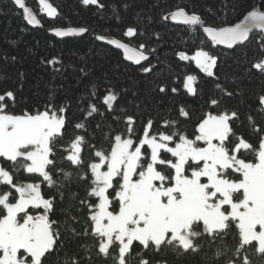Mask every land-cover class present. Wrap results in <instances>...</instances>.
<instances>
[{
    "label": "snow or ice",
    "instance_id": "snow-or-ice-1",
    "mask_svg": "<svg viewBox=\"0 0 264 264\" xmlns=\"http://www.w3.org/2000/svg\"><path fill=\"white\" fill-rule=\"evenodd\" d=\"M12 2L28 25L43 27L26 0ZM79 3L95 6L94 15L109 27L97 32L89 26H57L51 34H87L122 50L142 73L154 71L150 56L157 50L146 43L137 50L122 38L147 35L155 17L142 16L141 30L125 25L104 0ZM38 5L50 19L61 15L49 0H38ZM121 6L125 13L135 7L132 0H121ZM151 7L162 10L160 21L188 26L195 34L194 54L176 55L194 62L214 82L205 96L203 89L198 91L197 75L182 80L187 96L202 101L199 114L193 119L196 109L181 104L173 110L175 118L161 127L158 119L145 123L150 113L139 109L147 100L110 77L93 80L86 64L78 69L81 82L88 83L76 104L75 123L69 116L73 98L65 94L68 103L57 102L62 85L50 90L53 99L43 110L35 111L19 108L16 89H0V264H47L50 256L55 264H176L189 254L200 255L202 264H264V88L246 101L238 84L229 90L214 71L219 69L218 46L235 50L251 44L255 59L246 67L264 76V0H247L246 14L235 23L228 16L238 5L230 6L229 0L222 2L223 17L217 13L207 19L180 0ZM112 26L122 29L121 38H112ZM153 35L161 38L158 32ZM0 59L14 62L16 57ZM61 73V67L54 68V75ZM169 91L174 96L181 89L155 83L149 95L163 101ZM226 98L237 102L229 106ZM185 125L193 130L189 133ZM19 175L39 182H22ZM43 184L56 187L62 200L73 185L83 188V196L74 194L63 222L51 218L55 198H45Z\"/></svg>",
    "mask_w": 264,
    "mask_h": 264
},
{
    "label": "trees",
    "instance_id": "trees-1",
    "mask_svg": "<svg viewBox=\"0 0 264 264\" xmlns=\"http://www.w3.org/2000/svg\"><path fill=\"white\" fill-rule=\"evenodd\" d=\"M49 2L57 7L61 14L55 19H50L40 12L38 0H26L27 6L34 11L43 24V27L32 28L23 19L22 11L17 9L11 0H0V57L5 54L8 57H16L14 62L10 59L7 62L0 59V89H16L19 92L20 109L30 108L35 111L39 107L43 110L46 102L53 99L49 95L50 90L62 85L64 91L58 93L60 99L57 102L67 104L68 101L63 99L64 95L72 97L69 116L73 123L77 122L79 113L76 104L83 95L81 90L88 83L87 80L81 82L78 69L86 64L93 80L107 76L121 89L127 88L130 93L139 92L138 99L147 100L139 112L150 113L144 117L145 123L149 118L158 119L160 123L157 127H161L163 121L169 119L170 116L175 118L173 110H178L181 104L196 109L193 119L199 114L202 101L199 98L187 96L182 89V80L188 74L197 75L198 91L203 89L205 96L209 90L213 89L214 82L211 78L199 73L194 62L179 61L176 55L179 51H185L187 54L194 53L197 48V44L194 43L195 34L190 33L188 26L160 21L159 16L162 10L158 7L154 9L151 7L159 3L172 4L177 0H132L135 7L127 13L121 6V0H104L106 4L117 9L124 18L125 25L134 24L142 30L145 27V21L141 19L142 16L151 15L156 18L157 23L148 30L147 35L133 39L122 38V42L128 43L138 50L140 43H146L149 48L157 50L150 56L151 63L155 65L151 74L142 73L140 65L128 62L119 50L102 42L92 41L87 34L84 38H57L50 34L48 31L57 26H89L97 32H101L102 29H107L109 24L107 21L101 20L99 15H94L97 12L95 6L86 8L79 3V0H49ZM180 2L195 7L206 19L215 17L217 13L220 17L224 16V10L221 8L223 0H180ZM229 3L230 6L232 3L238 5V10L230 12L228 16V19L235 23L243 16L241 13H246L244 7L247 0H229ZM108 12H112V7H109ZM121 31V28L112 26L111 36L121 38ZM154 32L160 33L159 40L153 35ZM103 34L108 35L109 33L105 31ZM216 50L220 53V61L219 69L214 71H217L220 76V82L224 83L229 90L235 89L238 84L240 98L246 101L252 100L254 94L264 88V76L256 70L246 67L249 61L255 59L254 47L249 44L237 46L235 50H225L218 46ZM53 58L60 60L61 63L54 66L42 63V60ZM142 64L147 66L148 62ZM55 67H61L62 73L54 75ZM19 73H23V76H19ZM155 83L166 84L169 90L172 86H176L181 91L174 96L169 91V95L164 97L163 101L154 99L149 95V91ZM127 99L131 100V95ZM226 102L231 106L237 101L226 98ZM161 104L163 106L158 107ZM131 111L137 112V109L133 108ZM245 123L247 122L245 121ZM185 127L190 133L194 126L185 125ZM71 131L72 129L69 127V132L71 133ZM139 134H141V129L138 127L137 135ZM18 179L22 182H39L36 177L25 175H19ZM42 193L45 198H55V212L51 218L61 222L64 221V213L71 206L74 194L84 195L83 188L78 185H73L70 190L65 191L63 200L56 187H48L47 184H43ZM229 242H234L231 237H229ZM88 243H91V240ZM168 259L172 261L173 257L169 256ZM47 264H55V257H48ZM176 264H202L201 256L189 254L183 259L177 260Z\"/></svg>",
    "mask_w": 264,
    "mask_h": 264
},
{
    "label": "water",
    "instance_id": "water-1",
    "mask_svg": "<svg viewBox=\"0 0 264 264\" xmlns=\"http://www.w3.org/2000/svg\"><path fill=\"white\" fill-rule=\"evenodd\" d=\"M11 2H12V0H11ZM13 3V2H12ZM17 8V7H16ZM18 9V8H17ZM34 12V11H33ZM35 14V13H34ZM246 14V13H245ZM23 15V14H22ZM241 19H243V16L239 19V20H241ZM239 20L238 21H236V22H239ZM26 22V21H25ZM169 22H171V21H169ZM27 23V22H26ZM172 23V22H171ZM179 25V24H178ZM30 27H32V28H37V27H33V26H31V25H29ZM255 32H256V30H254ZM50 34H51V31L49 30L48 31ZM53 35V34H52ZM54 36V35H53ZM58 38V37H57ZM113 38V37H112ZM130 47H133V46H131V45H129ZM219 47H222L223 48V46H219ZM133 48H135V47H133ZM137 49V48H136ZM138 50V49H137ZM120 52H121V54H122V56L124 57V54H123V51L122 50H119ZM128 61V60H127ZM128 62H130V63H132L131 61H128ZM143 63V62H142ZM132 64H134V63H132ZM135 65V64H134Z\"/></svg>",
    "mask_w": 264,
    "mask_h": 264
},
{
    "label": "rangeland",
    "instance_id": "rangeland-1",
    "mask_svg": "<svg viewBox=\"0 0 264 264\" xmlns=\"http://www.w3.org/2000/svg\"><path fill=\"white\" fill-rule=\"evenodd\" d=\"M187 54V53H186ZM192 54H194V53H192ZM192 54H188V55H192Z\"/></svg>",
    "mask_w": 264,
    "mask_h": 264
}]
</instances>
